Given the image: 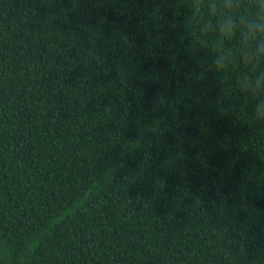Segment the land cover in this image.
I'll return each instance as SVG.
<instances>
[{"label": "trees", "instance_id": "1", "mask_svg": "<svg viewBox=\"0 0 264 264\" xmlns=\"http://www.w3.org/2000/svg\"><path fill=\"white\" fill-rule=\"evenodd\" d=\"M216 23L208 0H0V264H264V120Z\"/></svg>", "mask_w": 264, "mask_h": 264}, {"label": "clouds", "instance_id": "2", "mask_svg": "<svg viewBox=\"0 0 264 264\" xmlns=\"http://www.w3.org/2000/svg\"><path fill=\"white\" fill-rule=\"evenodd\" d=\"M255 9L252 13L235 11L239 0H208L210 14L216 16L214 30L225 40H235L239 44L238 53L232 49H220L213 60L218 71H225L238 59L254 71L242 74L244 90L254 94L256 104L252 112L258 120H264V0H250ZM259 69V70H257Z\"/></svg>", "mask_w": 264, "mask_h": 264}]
</instances>
